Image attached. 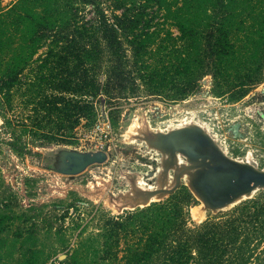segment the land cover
Returning <instances> with one entry per match:
<instances>
[{"label":"trees","instance_id":"1","mask_svg":"<svg viewBox=\"0 0 264 264\" xmlns=\"http://www.w3.org/2000/svg\"><path fill=\"white\" fill-rule=\"evenodd\" d=\"M60 1L18 0L3 12L0 0V104L10 109L14 97L21 98L29 111L22 124L29 138L71 143L81 120L95 122V98L116 101L136 89L137 82L149 96L169 101L189 96L206 75L219 93L232 89L233 100L245 97L260 83L261 67L251 74L242 72L240 64L233 70L229 66L243 47L232 24L236 0H214L200 15L180 12L175 24L178 36L167 32L155 49L157 33L131 9L116 5L114 10L120 14H113L111 20L97 12L95 24L86 28L77 22L76 10L58 6ZM8 26L13 31L23 26L26 37L19 38L18 45L12 46V56L5 60L4 48L13 41L6 36ZM48 39L46 52L37 58L34 74L24 84L19 77L22 64ZM255 45L264 52L261 38ZM23 49L28 51L25 59L18 55ZM154 55L158 57L148 64ZM7 145L17 156L25 154L19 139L14 137ZM4 201L0 199V205ZM192 202L191 193L184 188L147 207L106 217L99 247L91 250H98L105 264H251L254 257L259 259L257 252L264 242V200H249L224 218L190 227ZM5 219L0 212V228ZM76 258L71 256L67 264H74Z\"/></svg>","mask_w":264,"mask_h":264},{"label":"rangeland","instance_id":"2","mask_svg":"<svg viewBox=\"0 0 264 264\" xmlns=\"http://www.w3.org/2000/svg\"><path fill=\"white\" fill-rule=\"evenodd\" d=\"M17 1L1 0L3 12ZM214 3V0L209 3L206 0L200 3L196 0H93V3L83 4L79 0H61L58 6L76 10L77 22L88 28L95 24L97 12H103L111 20L113 14H120L114 10L115 6L123 5L150 22L151 32L157 33L152 45L155 49L167 32L173 37L178 36L175 24L180 12L200 15ZM233 15L236 40L243 47L229 66L233 70L240 64L242 72L251 74L257 73V68L261 67L260 83L238 100L231 99L230 88L222 93L216 91L209 75L204 76L197 89L183 100L169 101L149 96L140 82L134 87L136 89L116 101L95 98V117H107L113 128L108 159L77 176H63L52 171L55 154L62 148L94 151L81 148L76 137L80 132L78 129H87L94 121L81 120L73 131L71 143L46 142L29 138L23 132L22 124H26L29 111L22 106L20 97H14L10 109L0 104V199L5 200L0 205V212L6 218L0 228V264H67L73 255L77 257L74 264H105L100 261L98 250H91L99 247L103 220L130 211L122 206L128 205L125 204L129 202L126 198L133 195L131 183L138 177L141 180L137 187L141 190H153L149 188L151 183L159 187L155 175L161 169V154L140 140L143 132H166L180 125L197 124L227 156L264 170V99H261L264 96V52L255 45L259 38L264 42V0H236ZM8 28L6 36L13 41L4 48L5 60L12 56V46L18 45L19 38L24 40L26 37L23 26L16 31ZM48 44L50 39L43 43L36 55L22 64L19 77L24 84L32 78L37 58L46 52ZM166 44L164 42L163 46ZM170 46L168 43L167 48ZM126 52L130 56L128 49ZM19 54L25 59L28 51L23 49ZM157 57L154 55L148 64H153ZM165 60L169 62L168 58ZM135 131L138 134L130 139ZM14 137L20 140V146L25 150L23 156H17L7 145ZM184 188L189 191L184 183L177 190ZM191 195L189 226L195 227L205 220L224 218L249 200H264V189L255 190L250 198L230 208L215 213L209 211L198 221L191 212L200 203ZM167 197L155 199L150 204ZM65 212L66 217L61 219ZM263 248L264 242L257 252L260 253L259 259L254 257L251 264L264 263Z\"/></svg>","mask_w":264,"mask_h":264},{"label":"water","instance_id":"3","mask_svg":"<svg viewBox=\"0 0 264 264\" xmlns=\"http://www.w3.org/2000/svg\"><path fill=\"white\" fill-rule=\"evenodd\" d=\"M150 134V138L145 140L147 147L161 154L159 187L154 190L135 188L132 197L126 198L129 202L125 204L129 206L123 209L144 208L155 199L173 194L185 176L188 179L186 187L212 213L223 210L257 189H264V170L250 162L227 156L197 124ZM107 150L108 146L97 151L62 148L55 154L52 171L63 176H77L91 166L104 164L108 159ZM179 159L185 164L179 163Z\"/></svg>","mask_w":264,"mask_h":264},{"label":"built area","instance_id":"4","mask_svg":"<svg viewBox=\"0 0 264 264\" xmlns=\"http://www.w3.org/2000/svg\"><path fill=\"white\" fill-rule=\"evenodd\" d=\"M76 134L81 148L87 147L89 150H103L112 137V125L109 119L103 115L96 117L95 122L87 129H78ZM81 150V149H80Z\"/></svg>","mask_w":264,"mask_h":264},{"label":"bare ground","instance_id":"5","mask_svg":"<svg viewBox=\"0 0 264 264\" xmlns=\"http://www.w3.org/2000/svg\"><path fill=\"white\" fill-rule=\"evenodd\" d=\"M187 125H188V124H187ZM183 126H186V125H180V126L175 127V128H169V130H167V131H171V130H174V129H177V128H180V127H183ZM137 134H138V133L135 131V134H132L131 136L129 135V136H130V139H133L134 136H136ZM150 135H151L150 133L148 134L147 132H143L142 135H141V137H140V140L146 145L145 140L148 139V138H150V137H149ZM151 149H152V148H151ZM179 163H181V164H185V162H184L182 159H179ZM160 170H161V169H158V171H157V173H156V175H155V176H156V181H157V182H158V176H159ZM140 180H141V177H138L137 180H136L135 182H132V183H131L132 186H133V187H132L133 190H135V188L141 190V188L137 187V185L140 186ZM169 180H170V179H169ZM169 180H167V182H166L167 184H169V182H170ZM182 182H183L184 184L188 185V179H187V176L184 177V179L182 180ZM149 188L154 190V189L156 188V186H155L153 183H151V185L149 186ZM133 190H132V192H133ZM146 190H149V189H146ZM136 193H137V192H136ZM134 194H135V193H134ZM251 195H252V193H251L250 195L243 196L242 198L238 199L236 202H234L233 204L229 205L228 207H225L224 209L230 208V207H232V206L238 204V203L241 202L242 200H245V199L250 198ZM131 197H132V196H130V198H131ZM108 201H109V200H108ZM197 201H198L200 204H199L198 208L192 210L193 212H191V215L193 216V218L195 217V218L197 219V221H198L200 218L202 219V218L204 217L205 213L209 212L210 210H208L207 208H205V204H204L201 200H198V198H197ZM109 204H110V202H109ZM124 206H129V205H123L122 208H124Z\"/></svg>","mask_w":264,"mask_h":264}]
</instances>
